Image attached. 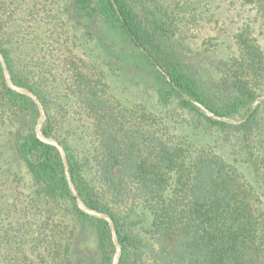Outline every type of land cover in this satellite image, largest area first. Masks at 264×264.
Listing matches in <instances>:
<instances>
[{
    "label": "trees",
    "instance_id": "obj_1",
    "mask_svg": "<svg viewBox=\"0 0 264 264\" xmlns=\"http://www.w3.org/2000/svg\"><path fill=\"white\" fill-rule=\"evenodd\" d=\"M189 2L0 0V264H264V0ZM206 11L214 83L179 40Z\"/></svg>",
    "mask_w": 264,
    "mask_h": 264
},
{
    "label": "rangeland",
    "instance_id": "obj_2",
    "mask_svg": "<svg viewBox=\"0 0 264 264\" xmlns=\"http://www.w3.org/2000/svg\"><path fill=\"white\" fill-rule=\"evenodd\" d=\"M18 2L19 0H15ZM24 1V0H23ZM172 1V6L177 9V14L180 16L184 14L185 16H189V12L193 11V2H189V0H170ZM185 3L183 4V2ZM41 2H45V0H41ZM194 8H197L196 12L202 13V7L200 4H194ZM4 4H0V12L4 11ZM220 11H223V8L219 9ZM210 11H206L205 13V24L207 26V30L202 31H190L191 28H193L192 24H187V27L182 29L180 31L179 40L180 42H183V46L185 47L183 49V55L186 56V59L188 61L193 62L197 69L201 72L203 71V78L209 82L214 83L219 80L220 74L217 70V64L220 65L221 62L224 60L226 62L227 58L223 57V55L227 52H233L234 48L233 46V37L237 33V25L235 22H233L230 19L227 20L226 24L221 23L222 30L214 29L215 26H217L216 21H218V18H220L218 15H208ZM25 14V12H23ZM200 19V15L197 16ZM246 22V21H245ZM245 22L238 23V26L245 24ZM225 26H229L231 28L224 29ZM218 48V51H215ZM263 48H264V42H263ZM207 49H210L214 52H208ZM47 54H50V52H47ZM68 57H63L64 61H67ZM66 59V60H65ZM62 64L64 65L65 62L62 61ZM63 80H69L70 77L67 74H62ZM29 94H31L29 91H26ZM264 97V96H263ZM258 102V101H257ZM256 102V103H257ZM41 106V105H40ZM43 108V107H42ZM44 110V109H43ZM45 119V111L42 112L41 115V121H44ZM41 123L38 125V129H40ZM2 132H0L1 134ZM28 179V177H27ZM37 233H39V228L36 227ZM64 231H70V228L68 226L64 225L60 221H55L52 223V225L48 226V228H45V230L41 231L39 233L40 239L39 240H47L51 243L49 244V248H58V245L61 242V237L57 236L58 232H64ZM33 240V239H30ZM38 240V239H37ZM64 243V241L62 242ZM88 248L86 249V252H92V249H95L96 241L94 240H88L87 241ZM44 244H41L40 250L44 251ZM121 248L119 245H117V251L115 258L113 260V264H118L119 257H120ZM48 256L47 264H50V261L52 259V256ZM35 259V258H34Z\"/></svg>",
    "mask_w": 264,
    "mask_h": 264
},
{
    "label": "water",
    "instance_id": "obj_3",
    "mask_svg": "<svg viewBox=\"0 0 264 264\" xmlns=\"http://www.w3.org/2000/svg\"><path fill=\"white\" fill-rule=\"evenodd\" d=\"M21 90H23V89H21ZM23 91H25V90H23ZM257 101H259V100H257ZM112 226H113V223H112Z\"/></svg>",
    "mask_w": 264,
    "mask_h": 264
}]
</instances>
